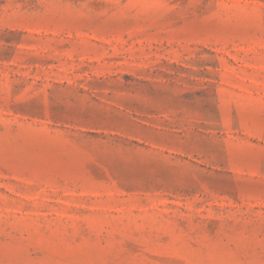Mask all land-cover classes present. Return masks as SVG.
I'll list each match as a JSON object with an SVG mask.
<instances>
[{
	"label": "rangeland",
	"instance_id": "374dc122",
	"mask_svg": "<svg viewBox=\"0 0 264 264\" xmlns=\"http://www.w3.org/2000/svg\"><path fill=\"white\" fill-rule=\"evenodd\" d=\"M0 264H264V0H0Z\"/></svg>",
	"mask_w": 264,
	"mask_h": 264
}]
</instances>
